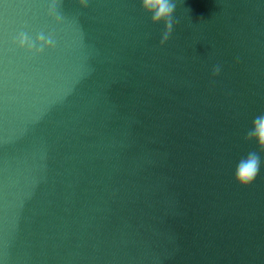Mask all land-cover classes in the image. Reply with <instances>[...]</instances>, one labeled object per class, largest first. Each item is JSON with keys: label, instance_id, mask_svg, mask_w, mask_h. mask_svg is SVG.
<instances>
[{"label": "clouds", "instance_id": "9594fccd", "mask_svg": "<svg viewBox=\"0 0 264 264\" xmlns=\"http://www.w3.org/2000/svg\"><path fill=\"white\" fill-rule=\"evenodd\" d=\"M142 10L150 14L153 24L163 22L164 32L162 34L160 43L165 44L174 28L173 13L177 7L175 0H140ZM82 8L88 6V0H79ZM61 7V0H50L47 7L48 16L52 17L56 23H61L64 19L61 12L58 10ZM14 43L20 48L26 50L28 53L39 55L45 49H52L56 45L55 37L52 33L45 35L43 32L39 33L35 39L30 37L26 32H21L14 40ZM220 67L216 66L213 69V75H218ZM246 141H255L259 147L260 152H264V114L258 115L253 119L252 128L245 136ZM261 168V157L256 151H250L245 157H242L235 169L234 179L243 187L250 185L257 177Z\"/></svg>", "mask_w": 264, "mask_h": 264}]
</instances>
